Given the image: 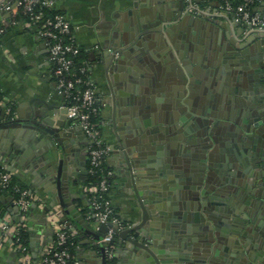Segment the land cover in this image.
Masks as SVG:
<instances>
[{
    "label": "crops",
    "instance_id": "0c3cea01",
    "mask_svg": "<svg viewBox=\"0 0 264 264\" xmlns=\"http://www.w3.org/2000/svg\"><path fill=\"white\" fill-rule=\"evenodd\" d=\"M182 1L186 6V0H58L56 3V9L72 23L76 43L87 53L91 80L101 100L100 134L111 147L107 158V165L114 171L110 198L126 227L140 219L142 203L147 206L149 194L154 193L166 194L157 203L164 210V217L174 220V209L180 210L178 198L186 191L181 185L191 176V169L185 165L190 158L183 156L182 146L180 151L176 148L185 142L177 138L189 135L186 127L190 116L201 117L210 111L220 114L219 109L205 104L209 99L205 92L208 87L192 74V65L196 66L192 62L194 52L186 53L185 48L180 59L174 44L183 41H171L167 37L163 40L157 30L162 16H166L162 13L170 14L173 19ZM199 2L211 9L217 6L216 0ZM163 23L169 26L171 22ZM0 27L4 29L0 35V121L6 114L23 121L22 126L7 129L0 126V167L40 199L25 215L14 204L12 193L1 186L0 201L12 223L27 227L28 253L33 261L40 262L44 248L53 242L55 222L65 220L78 239L75 264H99L100 257L91 252L92 236L87 229L88 223L93 228L99 226L89 217L90 140L76 121L62 136L61 144L48 133L32 128L29 122L38 120L43 109L54 113L66 105V100L57 92L48 47L35 29L21 17H6L4 13ZM230 29L232 33L237 31L233 25ZM205 33L199 38L206 41ZM139 34L144 39L132 49L131 57L109 62L108 57H100L101 49L126 46ZM184 43L186 47L188 41ZM189 73L195 78L193 84ZM182 75L188 81H182ZM111 85L118 109L116 121ZM226 96L217 97L215 103L226 105ZM180 117H186L187 121L174 123ZM172 136L177 138L172 140ZM138 150L145 159L147 172H143V180L135 183L127 175V158ZM185 230L194 232L190 225ZM119 240L117 235L115 264H143L122 251ZM188 252L184 248L183 253ZM20 256L11 240L0 242V264H18Z\"/></svg>",
    "mask_w": 264,
    "mask_h": 264
},
{
    "label": "water",
    "instance_id": "95a60500",
    "mask_svg": "<svg viewBox=\"0 0 264 264\" xmlns=\"http://www.w3.org/2000/svg\"><path fill=\"white\" fill-rule=\"evenodd\" d=\"M3 13L11 16V11H0V20ZM162 14L166 16H162L157 28L161 38L183 41L174 44L180 59L185 48L186 53L194 52L192 62L196 66L191 64L192 74L208 87L205 104L219 109L220 114L210 111L209 115L190 116L186 127L189 135L172 136V140L185 142L176 148L180 151L182 146L183 156L190 158L185 165L191 169L190 178L181 185L186 191L178 198L180 210L174 209V220L164 217V210L157 203L166 194H149L148 205L142 203L140 219L125 229L114 226L120 236L119 245L143 264H264V34L246 35V26L240 24L233 25L237 31L232 33L229 21L218 23L188 13L183 1L173 19L168 13ZM167 21L171 22L169 26L162 24ZM203 31L206 41L199 38ZM139 35L126 46L101 49L100 57H108V62L131 57L132 49L144 39L143 34ZM198 68L201 73L196 72ZM189 74L193 84L195 78ZM180 78L188 81L183 75ZM111 93L116 121L118 109L112 85ZM219 96H226V105L216 104ZM67 112L66 105L54 113L46 108L38 120L29 123L59 144L75 122ZM180 121L187 119L180 117L174 123ZM22 123L15 115L6 114L0 126L7 129ZM83 135L87 138L84 132ZM127 161V175L135 183L143 180L147 165L141 150ZM189 225L193 226V234L185 230ZM108 228L105 224L97 228L87 224L92 236L91 252L100 257L99 264L105 263V246H98L97 242ZM184 248L188 249L187 254L183 253Z\"/></svg>",
    "mask_w": 264,
    "mask_h": 264
},
{
    "label": "built area",
    "instance_id": "2783aa9c",
    "mask_svg": "<svg viewBox=\"0 0 264 264\" xmlns=\"http://www.w3.org/2000/svg\"><path fill=\"white\" fill-rule=\"evenodd\" d=\"M58 0H0V11H11L16 18L20 11L26 16L25 22L35 29L49 50V61L53 66L57 92L66 100L67 116L76 121L87 138L89 176H99L97 183H90V214L99 225H108V231L100 240L98 246H105L104 264H115L117 251V233L114 226L124 229L126 226L117 216L112 204L110 193L112 188L113 169L107 164L111 147L100 134L99 125L94 118L99 115L101 100L94 83L91 80L88 60L83 66L77 67L75 58L80 55L81 47L73 37V25L64 13L47 14V10L56 8ZM214 1V0H212ZM215 9L203 6L199 0H186L185 10L196 16L216 20L225 19L232 25H245L246 35L264 34V0H216ZM4 29L0 27V35ZM11 108H7L9 113ZM2 169V167H0ZM12 174L0 171V186L2 190L13 189L11 195L14 204L24 215L33 204L40 201L37 194L18 184L12 186ZM23 224V223H21ZM9 219L7 212L0 213V242L11 240L21 253L18 264H71L73 255L70 250L71 239L76 231L65 220L55 222V237L52 243L43 250L40 262L32 260L27 247L16 245L20 234V225Z\"/></svg>",
    "mask_w": 264,
    "mask_h": 264
},
{
    "label": "trees",
    "instance_id": "16d2710c",
    "mask_svg": "<svg viewBox=\"0 0 264 264\" xmlns=\"http://www.w3.org/2000/svg\"><path fill=\"white\" fill-rule=\"evenodd\" d=\"M235 2H238L240 0H234ZM47 14H55V13H62L61 11H59L58 9L54 8L53 10H47L46 11ZM18 17H21L22 19L26 20V16H24L20 11L17 13V16L16 18ZM88 60V57H87V53L81 49V53L80 55H78L76 58H75V61H76V66L77 67H80V66H83L86 61ZM95 122L98 123V120H99V115L96 116L94 118ZM104 168H108V165H104ZM6 171L5 169H0V171ZM99 180V176L98 175H95V176H89V185L90 183H97ZM12 186L18 184L17 183V180L15 179L14 176H12V182H11ZM19 186L23 187V188H26L25 186L23 185H20L18 184ZM5 191H8L10 193H14L12 192L13 189H9V190H5ZM6 212V208L4 207V205L2 204V202L0 201V213L1 214H4ZM125 224V223H124ZM16 240V245H20L21 247H29V241H30V234H29V231L27 229V227L24 225V224H21L20 225V234L18 236V238L15 239ZM71 244H70V250H71V253L73 255V259L71 260V264H75V255H76V251H77V245H78V239L77 237H73L71 240Z\"/></svg>",
    "mask_w": 264,
    "mask_h": 264
},
{
    "label": "flooded vegetation",
    "instance_id": "af4514ba",
    "mask_svg": "<svg viewBox=\"0 0 264 264\" xmlns=\"http://www.w3.org/2000/svg\"><path fill=\"white\" fill-rule=\"evenodd\" d=\"M247 183V182H246ZM249 183H252V181L250 180ZM248 184V183H247Z\"/></svg>",
    "mask_w": 264,
    "mask_h": 264
}]
</instances>
